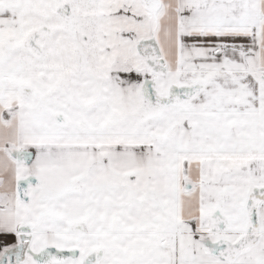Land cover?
<instances>
[{
    "label": "snow or ice",
    "instance_id": "obj_1",
    "mask_svg": "<svg viewBox=\"0 0 264 264\" xmlns=\"http://www.w3.org/2000/svg\"><path fill=\"white\" fill-rule=\"evenodd\" d=\"M0 264H264V0H0Z\"/></svg>",
    "mask_w": 264,
    "mask_h": 264
}]
</instances>
